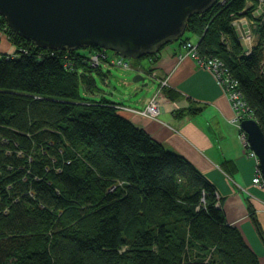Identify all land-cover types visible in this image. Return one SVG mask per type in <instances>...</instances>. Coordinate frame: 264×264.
Wrapping results in <instances>:
<instances>
[{
  "label": "trees",
  "instance_id": "1",
  "mask_svg": "<svg viewBox=\"0 0 264 264\" xmlns=\"http://www.w3.org/2000/svg\"><path fill=\"white\" fill-rule=\"evenodd\" d=\"M243 17L259 35L249 52ZM187 31L264 130V0H219ZM0 33L17 52H0V264H260L188 158L89 95L88 53L39 47L2 15Z\"/></svg>",
  "mask_w": 264,
  "mask_h": 264
},
{
  "label": "crops",
  "instance_id": "2",
  "mask_svg": "<svg viewBox=\"0 0 264 264\" xmlns=\"http://www.w3.org/2000/svg\"><path fill=\"white\" fill-rule=\"evenodd\" d=\"M253 34L256 44L259 35ZM194 36L190 41L198 43L200 38ZM14 49L0 33V51ZM185 53L180 41L168 43L155 56L134 63V67L153 70L156 78L147 77L143 89V82L126 78L122 83L121 99L132 98L133 107H143L161 89L165 103L160 119L123 113L167 149L188 158L216 186L228 223L240 229L264 264V185L253 182L259 159L246 154L241 129L232 121L231 103L213 72ZM164 78L168 84L161 87ZM111 100L126 104L119 97Z\"/></svg>",
  "mask_w": 264,
  "mask_h": 264
},
{
  "label": "water",
  "instance_id": "3",
  "mask_svg": "<svg viewBox=\"0 0 264 264\" xmlns=\"http://www.w3.org/2000/svg\"><path fill=\"white\" fill-rule=\"evenodd\" d=\"M218 0H0V15L20 36L37 46L77 50L98 46L122 58L139 59L179 41L188 20ZM137 73L133 81L144 83ZM264 177V130L256 118L242 120Z\"/></svg>",
  "mask_w": 264,
  "mask_h": 264
},
{
  "label": "built area",
  "instance_id": "4",
  "mask_svg": "<svg viewBox=\"0 0 264 264\" xmlns=\"http://www.w3.org/2000/svg\"><path fill=\"white\" fill-rule=\"evenodd\" d=\"M234 26L238 30L240 34V38L243 43L248 48V52L251 47L255 44L254 34L252 30L248 27V20H243L242 18H237L234 20ZM184 50L186 49V55H192L198 61V63L210 71L215 75L218 83L223 87L226 92L228 99L231 103V106L234 111V117L232 121L237 124L241 129V137L243 140L244 148L246 150V154L250 157H255L258 159L256 152L250 147V143L248 141L247 133L242 129L241 123L243 119L246 118H255L253 110L246 102L242 91L239 88L238 80L233 77L225 66L224 62L218 57H207L202 56L198 50V44L194 43L190 40L186 41L183 45ZM101 51L97 53L89 54V62L94 67H101L102 61L99 58L100 56L104 57L106 61H108L107 50L100 48ZM180 56H183L181 54ZM114 62V61H113ZM121 63V60L119 61ZM127 64V62H125ZM153 77H156L155 74H152ZM168 84V79L164 78L161 80V87H164ZM165 103V98L162 95L161 89L143 106V107H133L130 105H126L124 103L116 104L118 108L121 110H127L130 112H134L137 114H141L147 117H151L154 119H160V114L162 113L163 105ZM253 182L255 184L264 185V177L261 171L260 166L257 168V173L253 178ZM217 198L219 199V194L217 193Z\"/></svg>",
  "mask_w": 264,
  "mask_h": 264
},
{
  "label": "rangeland",
  "instance_id": "5",
  "mask_svg": "<svg viewBox=\"0 0 264 264\" xmlns=\"http://www.w3.org/2000/svg\"><path fill=\"white\" fill-rule=\"evenodd\" d=\"M185 37H190L192 40H195V36L191 31H187ZM12 46L14 47L13 44H12ZM80 50L82 52H86L88 54H90V53L95 54L98 51H101L99 48L95 49L93 47L80 48ZM185 51H186V49H185ZM0 52H6V51H0ZM15 52H16V49H14V52H7V53L10 55L11 54L13 55ZM15 54H17V52ZM107 54H108V61H106V59L102 56L99 57L102 61L101 66H102L103 72L101 70H95L93 72V76L95 77L98 90H96L95 93H91L89 95L94 97V98H97V99L105 96L106 98H109V99L114 98L115 100H118V97H119V100L125 102L126 104H130V106H131V105H133L130 103V100L132 98L127 97L125 99H121V94L125 90L124 85H122V83L125 81L126 78L133 80V78L135 76V70L138 73L145 74L147 77L156 78V77L152 76V74H155L153 72V70L148 71V70L144 69L142 66L134 67V63H136L142 59H146L150 56L141 57L139 59H133V58L127 59V58H122L119 54H117L115 51H113L111 49H107ZM152 56L153 55H151V57ZM120 60H121V63L119 62ZM125 62H127V64H125ZM130 69H132V70H130ZM134 83H136V82H134ZM141 93H143V92H141ZM141 93H139V94H141ZM136 96H138V94ZM134 107H135V105H134ZM124 111H127V110H124Z\"/></svg>",
  "mask_w": 264,
  "mask_h": 264
}]
</instances>
